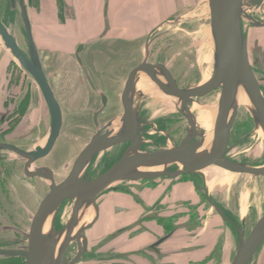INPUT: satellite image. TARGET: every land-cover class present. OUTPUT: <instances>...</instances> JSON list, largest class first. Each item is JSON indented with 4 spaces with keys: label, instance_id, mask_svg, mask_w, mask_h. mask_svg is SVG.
<instances>
[{
    "label": "rangeland",
    "instance_id": "rangeland-1",
    "mask_svg": "<svg viewBox=\"0 0 264 264\" xmlns=\"http://www.w3.org/2000/svg\"><path fill=\"white\" fill-rule=\"evenodd\" d=\"M27 2L33 37L42 68L62 106L60 134L51 151L45 157L34 162L31 170L40 166L48 167L53 172L55 182L65 178L74 159L94 133L95 126L91 121V115L98 108H102L101 103L104 104V108L99 117L98 126L101 127L110 123L107 129L114 132L119 129L120 115L122 114L120 94L124 80L127 71L142 59L145 47L143 43L153 27L159 25L158 29L151 34L152 37L156 35V38L149 47L150 60L158 59L166 62L180 85L196 86L211 76L213 54L209 18L205 10L204 0H175V5L172 2L170 10L167 11L164 10V4L160 0L163 9L160 11V16L164 18H159L144 34V37L137 41L122 42L112 40L109 37L103 38L101 35L106 33L105 31L109 28L103 21L101 35L99 34L100 36L90 40L84 50L75 57V47L82 40L71 37L72 25L66 24L65 18L71 19L76 12L83 11L82 7L85 2L82 0H47V5L41 0H27ZM108 2L109 0L102 1V15L106 21L108 20ZM95 3H97L96 0ZM94 11H96L95 8ZM251 12L257 20L264 21V0L259 8L252 9ZM56 13H58V21L55 18ZM166 13L170 14L166 16ZM0 18L6 23L21 51L26 52L27 44L19 10L17 8L12 9L8 0H0ZM61 21L62 24H60ZM58 22L59 26H57ZM242 31L246 39L250 66H255V76L260 81L264 95V26H253L247 20H243ZM63 42L68 45V50L63 51L62 47H59V43L62 45ZM0 47L2 50H7L1 39ZM6 53L10 60L8 69L9 80L13 83L12 89L16 96H21L25 90L28 95V102L15 107L11 104L0 108V139L6 143L10 142L9 144L16 145L18 143L24 149L31 150L33 146L41 144L45 140L50 122L48 110L42 94L31 76L19 65L8 50ZM83 75L87 76V81ZM137 84V88H141L142 84H146L147 88L141 97L139 94L142 91L136 90L135 87L134 106L144 105L146 117L151 121L156 120L159 115L170 113L174 124L165 127L173 134L171 137L178 142L184 134L186 124L179 121L178 114L175 113L177 112V104L158 93L155 84L147 79L144 74L141 81L140 77L138 81H135V86ZM100 94L101 98H99ZM218 99L219 89L202 97L200 102H196L190 107L196 117L197 127L204 131V135H211ZM247 102L246 95L244 101H238L234 122L236 126L246 124L251 136L244 144L238 146L237 150L250 149L247 158L256 163L264 157V135L261 130L255 129ZM14 108L16 111L11 114ZM3 116L6 120L9 117L13 118L15 122L11 121L7 125H1ZM172 144L169 141L168 145L166 144L164 147H170ZM146 146L145 150L151 149L150 143H146ZM121 148L120 145L99 153L88 164L85 172L95 175L102 170L105 164L115 160ZM0 158L2 159L0 162V242L10 247L25 245L31 217L41 198L47 193L49 182L38 177L24 176L22 174L23 161L12 152L0 149ZM258 164L259 162L256 165ZM202 173L205 178L198 177L194 180L195 185L197 184L198 189H202L205 179L209 197L225 210L227 215L224 212L222 215L224 218L228 217L229 220L222 218L199 191L198 203L187 204V212L176 213L177 217L184 214L188 216L186 218L188 226L178 225L175 227L174 234L176 236L181 235V237L178 236L177 240H192L197 237L203 222L205 226L210 227L214 224L213 220L217 219L218 223L222 224L220 226L223 227L222 230L224 231L223 237L218 238V246H221V242L230 239V261L237 247V230H242L243 235L246 236L256 220L264 214V176L255 177L249 174L227 173V171L216 166H210L202 170ZM151 180L153 182L155 180L154 184L156 185L160 178ZM189 180H191L190 177L185 176L176 181L166 179L165 183H176L181 186L189 183ZM141 185L142 181L121 184L123 187L133 188ZM199 203H202V207H197ZM72 206L73 201L67 200L58 209L54 219L58 228L55 229H61L67 223ZM179 206L182 208V203ZM82 221L83 219L80 224ZM1 226L13 227V230L16 229L20 234L11 230H2ZM84 235L90 236L86 230L82 233V236ZM13 237L20 238V241L11 243L9 238ZM82 240L81 237V243ZM75 244L76 242L73 241L67 247V258L73 256ZM88 248H90V244ZM88 248L85 250L80 264H102L94 257L91 258L89 253L93 251L92 248L90 250ZM218 251L216 250L209 257L196 261L194 264H210L208 262L213 256L212 264H222ZM226 260L223 264H228ZM11 263L22 264L23 262L21 258H15L12 261L0 256V264Z\"/></svg>",
    "mask_w": 264,
    "mask_h": 264
},
{
    "label": "water",
    "instance_id": "water-1",
    "mask_svg": "<svg viewBox=\"0 0 264 264\" xmlns=\"http://www.w3.org/2000/svg\"><path fill=\"white\" fill-rule=\"evenodd\" d=\"M14 8V0H10ZM263 0H205L209 18V33L212 44L213 68L210 78L202 85L179 88L172 78L166 75L162 65H150L145 62L135 66L129 72L120 101L122 114L119 129H111L92 135L89 142L74 159L64 179L55 182L53 172L48 167H36L32 164L45 157L53 148L62 127V113L57 99L43 72L38 51L33 42L31 27L23 0H18L19 11L27 41L28 56L19 48L14 36L0 21V39L3 46L11 53L19 65L31 76L38 86L49 112V130L45 140L25 151L17 146L0 142V149L15 154L24 162L23 173L26 177H38L49 182L47 193L41 198L31 217L27 232L26 244L22 248H0V256L22 257L24 264H77L85 248L81 243L82 233L91 227L97 215L95 199L105 189L121 181H138L154 178H174L183 174H196L216 166L220 169L239 174L264 176V164L252 166L227 159L224 151L229 134L236 118L238 106L235 102L236 90L242 86L250 102L249 112L255 129L264 135V96L258 80L251 69L246 39L242 31V21L247 20L253 26H264V21L251 18L247 12L259 8ZM164 71L169 87H165L155 77V69ZM144 73L164 93L177 103V111L188 122L185 137L178 145L142 150V139L139 135L140 119L133 104L135 94V77ZM219 89L211 138L207 146L204 136L197 132L195 118L188 104L195 98H202ZM200 139L195 140V136ZM129 143L120 158L110 167L90 178L84 175L88 164L99 153L119 144ZM175 166L173 171L169 167ZM73 201L67 223L61 229H55L54 219L61 204ZM83 205H91L94 217L88 224L77 229L78 213ZM221 213V211L218 209ZM51 216L47 233L43 225ZM162 239L158 240L159 243ZM78 245L76 255L68 260L65 252L71 242ZM264 242V214L254 223L246 236L238 230V241L235 253L228 264H249L255 253Z\"/></svg>",
    "mask_w": 264,
    "mask_h": 264
},
{
    "label": "crops",
    "instance_id": "crops-1",
    "mask_svg": "<svg viewBox=\"0 0 264 264\" xmlns=\"http://www.w3.org/2000/svg\"><path fill=\"white\" fill-rule=\"evenodd\" d=\"M41 1L43 3L46 2L47 5V0ZM94 1L95 0H82V2H85L82 7V9H84L81 11L82 13L76 12L75 16L72 15L71 19L65 18L66 24L72 25L71 32L74 33L75 38L82 41L93 37L97 38L101 35L100 33L103 30L102 24L103 21H105L102 15L103 0H96V6ZM161 2L164 4V10L167 11L170 10L171 3H174L175 0H161ZM161 2L160 0H109L107 4V22L109 28H107L104 38L109 37L117 41H137L141 39L159 18H164L160 16V11H163ZM173 5H175V3ZM204 6L206 7L205 4ZM94 8L96 11H94ZM169 14L170 13H166V16ZM55 18L56 21H58V13H56ZM88 24H93L95 28L94 36L90 38L85 36L88 31L84 30V27ZM59 25L58 22L57 26ZM6 51L7 50H2L0 47V108L11 104H13L14 107L19 105L26 93L24 90L21 96H16V93L12 89L13 83L9 80L10 75L8 69L10 60ZM28 91L30 92V90ZM160 98L163 97L160 96ZM15 111L16 109L14 108L11 114ZM5 120L6 119L2 120L1 125H7L8 122L13 121V118L9 117L6 121ZM166 179L168 178H160V180H157L159 183L156 185L154 184L155 180L154 182L151 180L148 184H142L137 188L132 187L136 189L141 204L133 201L130 196L117 192H110L107 195H102L98 204L96 219L91 227L86 230L90 234L89 237L86 236L88 244H95L103 241V249H112L111 251L115 252L117 255L136 249L147 251V248L151 247L156 237L162 232L156 230L155 232L141 234L138 239L129 244L131 240L129 239L130 230L127 229L137 224L135 221L141 215L143 216L147 213V211H144L147 206L158 204L162 212H171L176 215L177 212L183 211V208L179 206L181 203L183 204V202L190 201L192 204H196L199 202L191 185L183 184L179 186L176 184L170 189V184L168 182L165 183ZM88 215L89 213L85 216ZM187 217L188 216L185 214L177 217L175 222L177 225L176 227H178V225H187ZM213 218L215 217L213 216ZM213 222L214 224L210 227L205 226L203 222L197 233V237L192 240H177L181 235L176 236L174 233L166 237V239L158 245V249L161 253L159 256L160 259H158L159 263L134 257L132 260L133 262L130 264H194L196 261H201L209 257V255H212L216 250L220 252V261L222 264L226 258V262L229 263L231 252L230 239L229 241L225 239L226 241L221 242V246H218V238L223 237L224 231L222 230L223 227L220 226L221 223H218L217 219H214ZM121 228H126V231L118 232ZM213 258L214 256L208 263L212 264ZM120 262L119 264H129L122 259ZM249 264H264V242Z\"/></svg>",
    "mask_w": 264,
    "mask_h": 264
},
{
    "label": "flooded vegetation",
    "instance_id": "flooded-vegetation-1",
    "mask_svg": "<svg viewBox=\"0 0 264 264\" xmlns=\"http://www.w3.org/2000/svg\"><path fill=\"white\" fill-rule=\"evenodd\" d=\"M8 2H9V6L11 7L10 0H8ZM23 3L25 5L26 13H27V16H28V19H29V15H28V2H27V0H23ZM16 8L19 10L18 0H14V8H12V9H16ZM19 14H20V11H19ZM248 15L251 18L256 19L254 17V15H253V12H249ZM20 18H21V16H20ZM0 21L8 29L7 25L5 24V22H3V20H1V18H0ZM104 22H105V25H108V22L106 20ZM29 23H30V27H31V33H32L33 42H34L35 47L37 49L36 42H35V39L33 37V30H32V24H31L30 19H29ZM60 24H62V21H61ZM158 27H159V25H156V27H153L152 28L153 30L150 31V33H148V36L145 38V41L143 43V45L145 46V47L143 46L144 47V51H143L144 55H143V57H142V59L140 60L139 63L135 64L134 66H132L127 71V74H126V77H125V80H124V84H125V81L127 79V76L129 74V72L131 71V69H133L135 66H137V65L145 62L146 64H150V65H156V66L157 65H162L165 68L166 75H168L169 78H172L174 80V82L177 85V87H179V88H186L188 86L180 85V83L178 82V79L175 77V75L173 74V72L171 71V69L168 67V65H167L166 62H164L162 60H158V59H155L153 61L149 59V56L151 55L150 52H149V47L151 46V44L153 43V41L156 38V35H154L152 37L151 34H153L158 29ZM84 28H85L84 29L85 31L86 30L88 31L87 35H85V36H88L89 38L94 36V29L95 28H94V25L93 24L92 25H89L88 24ZM23 31H24V28H23ZM85 31H83V32H85ZM105 32H107V31H105ZM75 34H76V31H75ZM105 34L106 33H103L101 36H103V38H104V35ZM71 35H72L71 36L72 38L73 37L75 38L74 33H72ZM24 36H25V34H24ZM25 39H26V37H25ZM65 39H67V38H65ZM93 39H94V37L91 38V39H88V40L85 39L83 41L78 42V44L76 45L75 50H74V57L75 56H78V53L79 52H82L84 50L86 44L90 40H93ZM66 42H68V41H66ZM122 42H128V40L127 41L124 40ZM26 44H27V41H26ZM60 46L62 47V50L63 51L69 49V48H67L68 45H65V42H63L62 45L59 43V47ZM78 46H80V47L77 50V47ZM23 53L26 56H28V47H27L26 52H23ZM247 54H248V50H247ZM39 59H40V57H39ZM248 59H249V57H248ZM251 69L253 70V72L255 74L256 73V69H255V66L254 65L251 66ZM43 72H44V70H43ZM142 74H144V73H142ZM166 75H165L164 71H161L159 68L155 69V77L157 78V80L160 83H162L165 87H167V86L169 87V82H168V79H167ZM145 76L148 78L147 75H145ZM83 77H85V80H86V77L87 76H84L83 75ZM138 79H139V76H136L135 77V81H138ZM257 80H258L259 87H260V90H261L260 81H259V79H257ZM124 84H123V86H124ZM49 85H50V87H51V89H52V91L54 93L55 98L57 99V101L59 103V106H60V109H61V113H62L61 103H60V101H59V99H58V97H57V95H56V93H55V91L53 89V86L50 83H49ZM155 87H156V89L158 88V86L156 84H155ZM157 91H160V92L164 93V91L161 90L160 88H158ZM261 92H262V90H261ZM139 95H141V97H142V95H144V93L143 92H140ZM99 98H101V94L99 95ZM200 99L201 98H195V100L193 102H191V103L188 104V108L191 109L190 108L191 105L194 104V103H196V102L197 103L200 102ZM101 104H102V108H98L91 115V121H92L93 125L95 126V131H94V133L92 135H94L96 133H103L105 130H107V127H109V124H110V123H106L105 126H101V127L98 126V122H99V119H100L99 117H100V115H101V113L103 111V108H104V104L103 103H101ZM135 107L137 109L138 116H139V119H140L139 128H140V126H141V128L139 130V135H141V139H142V142H143L142 145H141V149L142 150H145L146 149V147H147L146 146V143H150L151 149H157V148H160V147H164L166 144L168 145V142L169 141L172 142L173 143L172 145L175 146V145H178L181 142V140L185 137V135L187 133V129H188V122L184 118V116L182 114H180L178 111L175 112V113L178 114L179 121L185 122L186 125H185V129H184L183 136L179 139L178 142H176L175 139H173L171 137V136H173V134L170 133V131H168V129L165 127L166 125L167 126H171V125L174 124V122L172 121V116H170V113H168V114L165 113V114L159 115L156 120L151 121V120H148L149 118L146 117V112L144 111V110H146V108H145L144 105L138 104ZM48 114H49V112H48ZM1 119L4 120L5 119V116H3ZM2 120H1V124H2ZM196 127H197V125H196ZM196 129H197V132L198 133L203 134V136H204L205 133H204V131L202 129H200L199 127H197ZM46 134H47V132H46ZM46 134H45V137H46ZM92 135H91V137H92ZM250 136H251V132H250V130H247V125L246 124H241V125H237L236 126L235 125V122H234L233 123V126L231 128L230 134H229V139H228V142H227L225 151H224V156L227 159H229L231 161H234V162H238V163H244V164H248V165H252V166H261V165H263L264 164V157H262L260 160H258L259 164L256 165L258 162L255 163V161H250L247 158V157H249L250 149L237 150L238 149V146L244 144L248 140V138ZM194 139L195 140H198V139H200V136L196 135ZM0 142L6 143L4 140H1V139H0ZM12 145H14V144H12ZM120 145H121L122 148L120 149V151H118V155L116 156V158H115L114 161L105 164L102 167V170L99 171L98 173H96L95 175H92L91 173H87V172H85L84 175L87 174V175H89L90 178H92V177H95L96 175L100 174L104 170H106L108 167H110L114 162H116L120 158V156L122 155V153L125 150V148L129 145V143L127 142V143L115 145V146H113V147H111L109 149H113V148L118 147ZM14 146H17L18 148H20L22 150L28 151V150L24 149L23 147H21L20 144H18V143L16 145H14ZM1 160L2 159L0 158V162H1ZM23 165H24V162H23ZM43 167H45V166H43ZM169 169H170V171H173V170L176 169V167L173 165ZM22 172H23V167H22ZM22 174L24 175V173H22ZM185 176L190 177L191 180H189V183H187V184H189V185L192 186V188H193L196 196L198 197V200L200 199V196H199V193H198L200 191L203 194V197H205L206 200L209 202V204L211 205V207L214 210H216V212H219L218 211V209H219L221 211V213L219 212L220 216L222 218H224V216L222 215V213L224 212L226 215H227V213L225 212V210L223 208H221L220 206H218L217 204H215L214 201L209 197L208 190H207V186H206L207 184H206L205 179L203 181L204 182V185L202 186V189H198L197 188V184L195 185V183H194V180H196L198 177H200V178H203L204 177L205 178V176H203L202 171L199 172V173H196V174H183V175H179V176L174 177V178H169V177H167V178L169 180L176 181L177 179H180V178L185 177ZM159 178H161V177H159ZM138 181H142V184H148V183H150L149 181H151V179L138 180ZM131 182H137V181H121V182H117L115 184H112L107 189H105L95 199V204H96L97 208L99 206L98 204H99V201L101 199V196L102 195H107L110 192H115V193L117 192L119 194H124L126 196H130L133 199V201L137 202L138 204H141V201H140V199L138 197V194L136 193V189H133L132 187H123V186H121L122 183H131ZM150 185H152V184H150ZM175 185H176V183L175 184H171L170 183L169 188L172 189V187H174ZM66 201H64L61 204V206ZM187 204H191V202L190 201L183 202V204H182L183 211L181 210L179 212L180 214H182L183 212H187ZM61 206L59 207V209L61 208ZM200 206L202 207V203H199L197 207H200ZM201 210H202V208H201ZM144 211H147V213L145 215H143V216L141 215L135 221V222H137V224H134V225L130 226L127 229L130 230L129 239H131V240H130L129 244H131L136 239H138L141 234H144V233H147V232L148 233L155 232L156 230H160L162 232L157 237L155 236L156 237L155 242L151 245V247L147 248V251L146 250L136 249V250H132V251H129V252H126V253H123V254H120V255L118 254L117 255L115 252L111 251L112 249H106V250H104L103 249V247H104L103 241L97 242L95 244H90V248H88L89 247V244H88V242L86 240V235H84V240H82V241L85 242V248H84V251L81 254V257L78 259L77 264H80V261L83 258V254L85 253V250L87 248L89 250L92 248V251L93 252H90L89 253V254H91V258L94 257V259H97V261L98 262H101L102 264H110V263L119 264V262L121 261V259L124 260V261H126V262H128L130 264L131 262H133L132 260H133L134 257H138L140 259L152 260V262L154 261L156 263H159V260L158 259H160L159 256L161 255V253H160V251L158 249V245L160 243H162V241L164 239H166V237H168L169 235H171V234L174 233V230H175V227H176L175 222L177 220V216L174 213H171V212L170 213H168V212H166V213L165 212H162L160 210V208L158 207V204L157 205H154L153 204V205L147 206L144 209ZM224 219L225 220H229L228 217L227 218H224ZM1 227H2V230H11L12 232H15V233L17 232L15 228H14L15 230H13V227H10V226H1ZM54 227L55 228H58L56 226L55 222H54ZM119 231L120 232L126 231V228H121V229L118 230V232ZM17 234H20V232L18 231ZM160 239H162V240L159 243H157V241L160 240ZM9 241L11 243H16V242H19L20 241V238H18V237L9 238ZM23 246L24 245L21 244V245H18V246L15 245V246H11L10 247L7 244L5 245V243H1L0 242V248H3V249L22 248ZM75 247H76L75 248V251H74L73 256L71 258H67V254L65 252L66 258L68 260H71L76 255V253L78 251V245H77V243L75 244ZM1 257L11 259L12 261H14L15 258H21V261L23 262L22 264H24V259L22 257H11V256H1ZM95 257H97V258H95ZM11 264H14V263H11Z\"/></svg>",
    "mask_w": 264,
    "mask_h": 264
},
{
    "label": "bare ground",
    "instance_id": "bare-ground-1",
    "mask_svg": "<svg viewBox=\"0 0 264 264\" xmlns=\"http://www.w3.org/2000/svg\"><path fill=\"white\" fill-rule=\"evenodd\" d=\"M140 75V74H139ZM142 75L143 74H141L139 77H140V81H141V77H142ZM145 76V75H144ZM146 77V76H145ZM147 78V77H146ZM210 78V77H209ZM208 78V79H209ZM148 79V78H147ZM208 79H206V80H204L203 82H202V84L203 83H205ZM139 83V82H138ZM202 84H199V85H202ZM136 87V90H138V89H140V91H142V92H145L144 90L147 88V85L146 84H142V87L141 88H137L138 87V84L135 86ZM158 89V88H157ZM158 93H160L161 95H163L164 97H167V98H169V100L172 102V103H174V104H177L176 102H175V100H173V98H170L169 96H167L166 94H164V93H162V92H160V91H158ZM245 95H246V97H247V94H246V92H245V90H244V88L242 87V86H239L238 88H237V90H236V94H235V102H236V104H237V106H238V101H244V97H245ZM247 100H248V102H247V106H248V108H250V102H249V99H248V97H247ZM190 110V112H191V114L193 115V116H195L194 114H193V112H192V110L191 109H189ZM195 118V123H196V125H197V120H196V117H194ZM113 126V125H112ZM115 128V127H114ZM210 138H211V135L210 134H208V135H204V144H203V146H207L208 144H209V141H210ZM44 142V141H43ZM223 170V169H222ZM224 171H226V170H224ZM227 172H229V171H227ZM232 173V172H231ZM90 208H92V206L91 205H83L81 208H80V212L78 213V227H81V226H84V225H86V224H88L89 222H90V220L93 218V216L95 215V213H94V210H93V208L89 211V209ZM90 212H92L91 213V215H90ZM87 213H89V215L88 216H85ZM83 219V221H82V223L80 224V221ZM50 220H51V216L50 217H48L47 218V220L45 221V223H44V225H43V232L44 233H47V231H48V228H49V225H50Z\"/></svg>",
    "mask_w": 264,
    "mask_h": 264
},
{
    "label": "trees",
    "instance_id": "trees-1",
    "mask_svg": "<svg viewBox=\"0 0 264 264\" xmlns=\"http://www.w3.org/2000/svg\"><path fill=\"white\" fill-rule=\"evenodd\" d=\"M4 22V21H3ZM6 24V23H5ZM26 102H28V95L27 93L24 95V98L21 100L19 105H23L26 104Z\"/></svg>",
    "mask_w": 264,
    "mask_h": 264
}]
</instances>
